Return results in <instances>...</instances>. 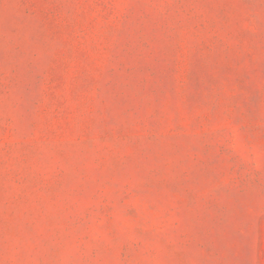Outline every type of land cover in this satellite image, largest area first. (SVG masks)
Here are the masks:
<instances>
[{"label":"rangeland","instance_id":"obj_1","mask_svg":"<svg viewBox=\"0 0 264 264\" xmlns=\"http://www.w3.org/2000/svg\"><path fill=\"white\" fill-rule=\"evenodd\" d=\"M0 264H264V0H0Z\"/></svg>","mask_w":264,"mask_h":264}]
</instances>
